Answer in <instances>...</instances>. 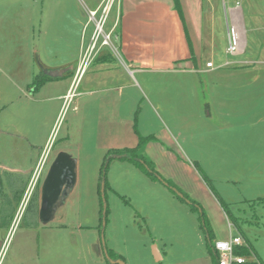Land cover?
<instances>
[{
    "label": "rangeland",
    "instance_id": "1",
    "mask_svg": "<svg viewBox=\"0 0 264 264\" xmlns=\"http://www.w3.org/2000/svg\"><path fill=\"white\" fill-rule=\"evenodd\" d=\"M86 2L19 0L17 3L16 0H0V15L3 13L13 16L20 10L18 7H24V12L16 19L17 22L22 20V25L14 22L13 17H8L7 21L3 18L0 22V59L14 65L10 59L17 56L15 44L20 43L24 50L19 55L22 52L24 57L28 55V65L30 61L36 64V60L51 66L57 65L60 60L64 61L73 51L71 46L76 47L80 41V35L76 40L74 27L77 25L73 26L72 17L75 14L81 15ZM111 19V15L106 19L104 31H108ZM18 27L23 31L20 35L14 34ZM62 29H68L69 34L63 36ZM115 35L116 32L111 37L113 47L116 44L113 39ZM86 44L87 39L84 46ZM108 49L113 55L118 52L116 46L115 50ZM115 56L119 64L121 58ZM118 64L114 68L121 69ZM184 75L180 74V78H177L179 80L175 81L177 85L180 84L178 91L170 88L169 81L160 83V87L159 84H154L152 88H148L142 84V87H138L139 91L131 89L128 93L133 96L132 105L128 101H123V105L118 104L120 110L116 118L114 114H110L112 100H99L97 105L92 102L83 115L73 108L76 101L67 103L66 99L64 102L49 99L66 93L69 81L47 85L34 96V100H28L24 96L26 87L17 76L15 80L11 78L13 82L5 81L8 95L0 123V128L5 133L0 136V166L5 170L34 167L38 158L33 157L37 152L35 155L27 153L26 137L40 146L39 152L46 155L45 159L65 153L68 156L70 154L74 160V184L58 211L59 214H64L63 217L67 216L70 232H44L42 235H46L44 239L47 242L45 246L44 243L41 245L44 254H37L35 264H107L100 247L101 235L106 248L121 254L124 264H211L205 235L199 226V213L191 210L187 201L178 199L176 193L161 181L149 179L134 163L123 161L114 155L111 158L105 156L108 151L110 157L113 150L135 147L138 134L142 138L154 136L159 145L173 155L177 160L175 162L184 161L192 167L194 174L224 213V223L219 225L222 234H227V225L233 223V216L245 217L237 208L246 209L245 215L251 217L253 212L247 205L239 204L237 208L230 210L233 203L227 204L226 201L225 210L222 205L225 198L220 189L214 182H209V131L202 124L209 122V77L199 73H191L189 78ZM136 77L142 83V76ZM77 89L78 85L74 92ZM161 92H164L163 97L166 99L156 98ZM246 106L248 112L249 102ZM162 130L168 135L169 141L159 139L158 136L164 134ZM50 131V145L44 147ZM144 143L138 154L149 161L156 171L161 167L162 172L159 171V174L163 178L170 180L198 202L206 215L209 214L208 204L198 189L196 192L192 187L184 185L185 179L172 176L175 175L172 172L176 165L161 158L154 150L156 147L151 148L150 153L153 155L149 157ZM105 157L108 166L103 171ZM152 158H158V162ZM39 161L30 174L27 189L34 183L31 182L33 176L42 170L43 163L37 169ZM104 178L107 183L104 190L107 212L103 225L100 184ZM209 185L211 189L213 186L216 189L209 191ZM212 203L215 204L213 201ZM254 207L256 212L260 209V206ZM11 211V208H7L4 212L6 217L12 215ZM258 222L259 227H242L264 261V219ZM14 227L12 235L5 239L3 248L0 249V264L4 253L2 264H15L18 261L17 253L24 247L18 240L19 230L13 238L16 230ZM48 240H52V243H48ZM57 241L59 243L56 244ZM154 245L160 252L161 261L154 259Z\"/></svg>",
    "mask_w": 264,
    "mask_h": 264
},
{
    "label": "crops",
    "instance_id": "2",
    "mask_svg": "<svg viewBox=\"0 0 264 264\" xmlns=\"http://www.w3.org/2000/svg\"><path fill=\"white\" fill-rule=\"evenodd\" d=\"M86 1L85 9H96L103 0ZM18 8L20 10L13 16L2 13L0 22L3 18L7 21L8 17H13L14 22L22 25V20L17 22L16 19L24 12V7ZM81 11H78L81 15L72 17L73 26L77 25L74 27L76 40L80 35V41L76 47L71 46L73 51L64 61L51 66L36 60V64L30 61L28 65V55L24 57L23 52L19 55L24 50L20 43L15 44L17 56L10 59L14 65L0 59V123L7 106L5 81L13 82L11 78L15 80L16 76L24 83L26 92L23 94L28 100H34V96L51 83L69 81L66 93L49 99L64 102L66 94L71 91L70 102L76 101L73 108L83 115L92 102L97 105L99 100H112L110 114H114L115 118L120 110L118 104L128 101L132 105L133 96L128 92L133 88L139 91V85L152 88V85L159 84L160 87V83L169 81L170 88L178 91L180 84L175 81L179 80L180 74L184 73L187 78L191 73L208 76L209 122L202 124L209 131V182L218 186L225 198V206L233 203L234 206L229 207L233 210L239 204L247 205L253 212L251 217L245 215L246 209L237 208L245 217L233 216V223L227 225V234H222L219 225L224 223V213L192 167L184 161L175 162L177 160L173 155L164 150L157 140L147 142L145 151L151 157V148L156 147L154 150L161 158L176 165L172 172L175 175L172 176L185 179L184 185L196 192L198 189L210 210L206 217L213 242L227 239L230 235L240 236L243 245L251 246V258L264 263L242 227H259L258 221L264 219V0H113L108 14L112 17L111 24L106 32H116L113 39L118 52L115 55L121 61L118 64L111 50L104 48L102 55H97L86 73L73 84L74 68L93 29L91 23L85 27L86 12ZM22 32L21 27L14 30L17 35ZM68 32V29L61 30L63 36H67ZM230 45L235 48L232 53L227 51ZM116 64L121 69L114 68ZM136 75L142 76V83ZM36 77L45 80L35 90L32 82ZM135 78L136 81H133ZM77 85V92H74ZM163 94H156V98L166 99ZM248 102L250 107L247 112ZM133 129L138 131L134 126ZM51 131L44 147L50 145ZM162 131L164 134L159 135V139L168 140V135ZM2 135L5 133L0 128ZM24 140L27 141L25 149L28 154L35 155L37 152L33 157L38 158L34 167L5 170L0 166V175L8 179L13 196L27 181L39 159L45 156L42 151L39 152L40 146L28 137ZM69 157L73 158L70 154ZM152 159L158 162V158ZM158 170L162 172L161 167ZM254 206H260L258 214ZM158 259L161 261V258Z\"/></svg>",
    "mask_w": 264,
    "mask_h": 264
},
{
    "label": "flooded vegetation",
    "instance_id": "3",
    "mask_svg": "<svg viewBox=\"0 0 264 264\" xmlns=\"http://www.w3.org/2000/svg\"><path fill=\"white\" fill-rule=\"evenodd\" d=\"M58 154L45 159L32 187L27 189L29 176L14 196L8 187V179L0 175V249L5 239L12 235L14 225L16 230L13 238L19 230L18 240L25 247L17 253L18 261L15 264H35L37 254L41 255L44 251L41 249V245L44 243L45 246L46 242V235H42L44 232H70L67 216L63 217L64 214L58 211L74 184V160L58 157ZM7 208L13 212L8 217L4 213ZM48 243H52V240H48Z\"/></svg>",
    "mask_w": 264,
    "mask_h": 264
},
{
    "label": "built area",
    "instance_id": "4",
    "mask_svg": "<svg viewBox=\"0 0 264 264\" xmlns=\"http://www.w3.org/2000/svg\"><path fill=\"white\" fill-rule=\"evenodd\" d=\"M112 4L113 0H103L96 9H85L87 19L85 27L91 23L93 25V29L88 43L83 47L80 57L74 68L73 84L80 80V78L86 73L88 66L92 63L95 57L99 55L102 49L113 48L111 40L112 33L104 31L103 28ZM234 49V46L230 45L227 48V51L232 53ZM207 65L211 66V63H208ZM70 96L71 91H68L65 96L67 103L70 101ZM45 157L46 155L41 158L37 169L39 168L40 164L44 163ZM38 174L36 173L35 176H33L31 182H34L36 179L35 177H37ZM243 244V239L240 236L230 235L227 239L215 240L213 242V247L218 254V264H243L247 260L252 259L235 254V248L244 246Z\"/></svg>",
    "mask_w": 264,
    "mask_h": 264
},
{
    "label": "trees",
    "instance_id": "5",
    "mask_svg": "<svg viewBox=\"0 0 264 264\" xmlns=\"http://www.w3.org/2000/svg\"><path fill=\"white\" fill-rule=\"evenodd\" d=\"M99 54L102 55V52ZM44 80H45V78H43V77H36L32 82L33 89H35V90L38 89L44 83ZM153 140H155V137L152 135L145 137V138L138 136V143L135 147L113 150L114 152H112V154H110V157L108 156V154H109V151H108L105 156H107V158H111L112 157L111 155H114L115 157L122 159L123 161H129L131 163H134L137 167L142 169V171L149 178H151L152 180H159L165 186H167L171 191H173L175 193H179L181 196L178 194H175L177 196V198L180 199L181 201H187V203L190 205V209L196 210L199 213V215H198L199 226L206 236V244H207L208 254L210 256L211 264H218V254L214 250V247H213V240H212L213 234L211 231V227L209 226V222L207 220L206 214L202 210L200 204H198V202H196L195 200H192L186 193H184L180 189H178L170 180L163 178L159 174V172L155 170V168L153 167V165L149 161L145 160L144 157H142L141 155L138 154V150L141 148V146L144 142L147 143V142H150ZM105 161H106V157L104 158V162L102 164L103 167L101 166L103 171L106 170V168L108 166V163H105ZM100 187L103 188L104 190L107 187V183L105 181V178L102 179ZM212 189H211V186L209 185V190L211 192H212ZM222 205L226 210L225 204L223 203ZM101 211H102V209H101ZM106 212H107V210H106ZM107 254L111 259H122L123 260V257L121 255L114 253L111 249H107ZM235 254L242 255V256H245L246 258L250 259L251 258V246L250 245H244V246L237 247V248H235ZM106 263L109 264V262H107V260H106ZM243 264H264V263L261 260L250 259V260H247Z\"/></svg>",
    "mask_w": 264,
    "mask_h": 264
},
{
    "label": "water",
    "instance_id": "6",
    "mask_svg": "<svg viewBox=\"0 0 264 264\" xmlns=\"http://www.w3.org/2000/svg\"><path fill=\"white\" fill-rule=\"evenodd\" d=\"M62 156L63 158H68L69 156L65 153H59L58 154V157ZM175 191V190H174ZM177 192V191H176ZM177 194V193H176ZM100 195H101V199H102V216H103V219H102V223L104 225V217H105V212H106V205H105V199H104V189L101 188V191H100ZM180 195V194H178ZM181 196V195H180ZM100 246H101V250H102V254L105 258V260H107V262H109V264H124V261L122 259H111L108 254H107V248L105 246V243L103 241V236L101 235V238H100ZM152 254L154 256V259L156 261H158L159 259L158 258H161L160 256V253H159V250L158 248L156 247V245H154L152 247Z\"/></svg>",
    "mask_w": 264,
    "mask_h": 264
}]
</instances>
